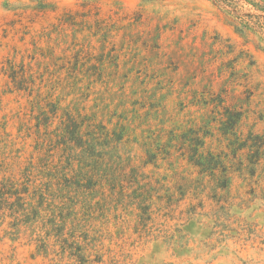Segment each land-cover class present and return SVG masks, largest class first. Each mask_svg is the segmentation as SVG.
<instances>
[{"label": "clouds", "instance_id": "9594fccd", "mask_svg": "<svg viewBox=\"0 0 264 264\" xmlns=\"http://www.w3.org/2000/svg\"><path fill=\"white\" fill-rule=\"evenodd\" d=\"M216 8L230 52L200 0H0V264H264V0Z\"/></svg>", "mask_w": 264, "mask_h": 264}, {"label": "rangeland", "instance_id": "374dc122", "mask_svg": "<svg viewBox=\"0 0 264 264\" xmlns=\"http://www.w3.org/2000/svg\"><path fill=\"white\" fill-rule=\"evenodd\" d=\"M200 4L202 6L211 5V9H208L205 13L199 35L203 37L205 34H208L211 38L210 43L215 46V50H228L230 52L233 48L232 41L242 42L237 28L243 30L245 28L243 25L239 24L234 27L229 20L224 18V14L216 8L217 2L214 0H200ZM200 42L203 43L202 40ZM253 50H255V46H253ZM224 64L230 65L231 60L229 59L224 62H218L217 71H220L224 67ZM236 119L235 116L229 114V119L226 121L227 128L225 131L231 128L232 122ZM254 143L264 144V140L257 137ZM193 147L198 146L194 145ZM221 264H227V260L224 257H221Z\"/></svg>", "mask_w": 264, "mask_h": 264}, {"label": "trees", "instance_id": "16d2710c", "mask_svg": "<svg viewBox=\"0 0 264 264\" xmlns=\"http://www.w3.org/2000/svg\"><path fill=\"white\" fill-rule=\"evenodd\" d=\"M215 2L223 4V3H227V0H214ZM239 19V17H238ZM240 24L243 25L245 28L247 27V25L245 24V22L243 20L240 21Z\"/></svg>", "mask_w": 264, "mask_h": 264}]
</instances>
